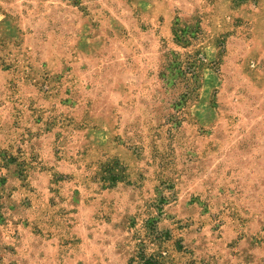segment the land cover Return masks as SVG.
<instances>
[{
    "label": "rangeland",
    "instance_id": "rangeland-1",
    "mask_svg": "<svg viewBox=\"0 0 264 264\" xmlns=\"http://www.w3.org/2000/svg\"><path fill=\"white\" fill-rule=\"evenodd\" d=\"M0 264H264V0H0Z\"/></svg>",
    "mask_w": 264,
    "mask_h": 264
}]
</instances>
